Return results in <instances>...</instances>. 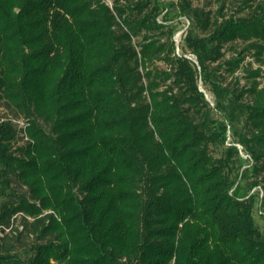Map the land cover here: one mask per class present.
<instances>
[{"label": "trees", "instance_id": "1", "mask_svg": "<svg viewBox=\"0 0 264 264\" xmlns=\"http://www.w3.org/2000/svg\"><path fill=\"white\" fill-rule=\"evenodd\" d=\"M216 1L0 0V264H264V0Z\"/></svg>", "mask_w": 264, "mask_h": 264}, {"label": "rangeland", "instance_id": "2", "mask_svg": "<svg viewBox=\"0 0 264 264\" xmlns=\"http://www.w3.org/2000/svg\"><path fill=\"white\" fill-rule=\"evenodd\" d=\"M162 1L167 3V5H171L173 3H176L178 0H162ZM224 2L226 3V7H227L226 10H227L228 13H232V12L237 11V8H238L237 0H224ZM194 5L200 6V7H204V8H207V9L212 10L213 12H215L218 9L220 4L216 0H194ZM181 20L183 22L175 21L176 24H177V32H176V34L174 36V39L178 40L179 43H180L182 35H183L181 32L184 31L186 26H187V22H186L187 18L183 17ZM194 31L196 33L201 32L198 29H196V27H194ZM244 47H246V44H244V43L243 44L242 43H237L235 45V48L237 50L242 49ZM231 48L232 47L230 45H228L226 47V57L231 56V54L235 52ZM250 63H252L255 67L260 65V62L257 61V59H256V57H255L253 52L248 54V56H247V58H246V60L244 62L243 67L247 68L246 67L247 64H250ZM159 66H161L162 68H165V65L163 63H159ZM243 67H242V69H240L237 72V75H241L242 76L244 74ZM263 68H264V65H263ZM229 79L231 80V77H228L227 82H229ZM261 80H262V82H264L263 79H261ZM231 81H234V79H232ZM245 82H247V79L243 78L242 79V83H245ZM0 112H4L6 114H9L8 111L5 110V108H3L1 105H0ZM213 114H214L215 117H219V113L213 112ZM241 125H242V123L239 125V127H241ZM211 153H212V155L215 158H220V157H222L224 155L225 148L223 146H212L211 147ZM244 159L247 160L246 158H244ZM237 172L238 171H236L235 174H237ZM253 180H255V176H252V175L249 174L248 178H245V179L239 180V181H240L241 185L243 187H245V186L248 185V183L252 182ZM263 184H264V182H263ZM3 199L4 198L0 196V204L3 201ZM254 214H255V218H256V221H257L259 227L264 231V214H262V210L257 209V210H255ZM20 252H22V249L20 250Z\"/></svg>", "mask_w": 264, "mask_h": 264}, {"label": "built area", "instance_id": "3", "mask_svg": "<svg viewBox=\"0 0 264 264\" xmlns=\"http://www.w3.org/2000/svg\"><path fill=\"white\" fill-rule=\"evenodd\" d=\"M189 23V21H187ZM184 31H182L181 33L183 34ZM177 41L176 43L179 44V41L178 40H175ZM22 125H24V122H21ZM230 131H229V135H230ZM231 139V137L229 136V140ZM239 148H240V151H241V155L242 157L246 158L247 160H251V157L249 154H246L243 150H242V147L240 145H238ZM263 192H261V195H262Z\"/></svg>", "mask_w": 264, "mask_h": 264}]
</instances>
